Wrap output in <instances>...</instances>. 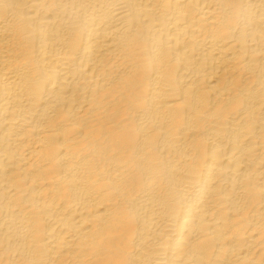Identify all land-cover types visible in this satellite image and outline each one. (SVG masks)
<instances>
[{
	"label": "bare ground",
	"instance_id": "6f19581e",
	"mask_svg": "<svg viewBox=\"0 0 264 264\" xmlns=\"http://www.w3.org/2000/svg\"><path fill=\"white\" fill-rule=\"evenodd\" d=\"M0 264H264V0H0Z\"/></svg>",
	"mask_w": 264,
	"mask_h": 264
}]
</instances>
